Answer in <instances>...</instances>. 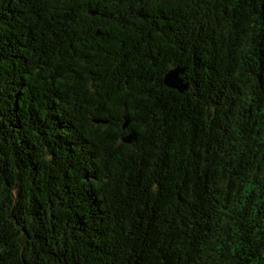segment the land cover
Masks as SVG:
<instances>
[{"label": "trees", "instance_id": "16d2710c", "mask_svg": "<svg viewBox=\"0 0 264 264\" xmlns=\"http://www.w3.org/2000/svg\"><path fill=\"white\" fill-rule=\"evenodd\" d=\"M0 264H264V0H0Z\"/></svg>", "mask_w": 264, "mask_h": 264}, {"label": "water", "instance_id": "95a60500", "mask_svg": "<svg viewBox=\"0 0 264 264\" xmlns=\"http://www.w3.org/2000/svg\"><path fill=\"white\" fill-rule=\"evenodd\" d=\"M182 72L183 70H181L180 68L169 70V72L167 73L165 77L166 85L173 87V88H177L181 92H183L187 88V85L183 82L180 76Z\"/></svg>", "mask_w": 264, "mask_h": 264}]
</instances>
